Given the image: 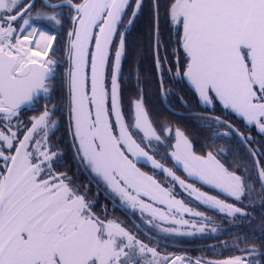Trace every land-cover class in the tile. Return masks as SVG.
Listing matches in <instances>:
<instances>
[{
	"label": "snow or ice",
	"instance_id": "6c2138e0",
	"mask_svg": "<svg viewBox=\"0 0 264 264\" xmlns=\"http://www.w3.org/2000/svg\"><path fill=\"white\" fill-rule=\"evenodd\" d=\"M32 7L22 0H0V118L6 122L0 128V264H191L184 256L161 254L116 221L95 215L63 174L52 173L58 153L48 144L55 122L50 124L46 107L32 117L22 138L18 135L22 122L13 130L11 121L21 107L32 104L41 93L47 95L57 65L49 56L55 35L34 21L60 25L58 15L62 13L37 12L32 17ZM45 7H68L74 13V27L68 33L70 110L78 151L92 172L122 202L147 213L149 223L188 225V220L177 219L176 214L203 213L177 199L174 186H165L170 181L161 182L141 171L137 162L142 159L201 203L229 216L241 213L233 204L187 183L149 154L144 142L150 147L161 136L142 96L131 101V119L126 120L120 85L125 37L119 33L118 44L115 38L131 8L130 0H63ZM141 7L142 0H135L129 25ZM169 15L173 24L182 25L184 76L201 101L219 100L224 108L264 132V0H172ZM19 20L22 24L17 25ZM156 65L160 69L159 56ZM216 122L223 123L218 118ZM171 157L188 177L237 201L245 194L239 175L212 152L196 155L179 130ZM260 176L264 179V170ZM197 230L203 232L204 227ZM195 264L205 262L197 259ZM219 264L250 262L236 256Z\"/></svg>",
	"mask_w": 264,
	"mask_h": 264
},
{
	"label": "flooded vegetation",
	"instance_id": "af4514ba",
	"mask_svg": "<svg viewBox=\"0 0 264 264\" xmlns=\"http://www.w3.org/2000/svg\"><path fill=\"white\" fill-rule=\"evenodd\" d=\"M74 2H76V0H74ZM46 3L60 4L63 3V0H22V4L25 6L27 4L33 5L30 9L32 17H35L37 12H44L47 14H52L53 12L62 13V15H58V19L61 21L60 25H55L53 22L47 20L34 21L45 30L55 35L56 39L53 42V51L49 53V56L57 61V65L54 66L53 77L48 81L49 91L47 95L41 93L32 105L21 107L18 117H14L11 121L13 130H17L20 122H22L24 127L20 128L18 133L20 138H22L21 134L27 127L31 126L30 121L32 117L39 116L46 107L51 113L50 124L51 122H55V127H50L48 133V144L52 151L58 153L52 161V173L63 174L65 182L68 183L77 194L85 197L95 215L104 220L116 221L135 235L137 239L141 240L149 247L156 248L161 254L184 256L186 260L193 262L200 259L205 262V264H207V262L219 264V262L236 256L244 258L249 261L250 264H264V242L260 243L256 241L253 234L255 225L260 227L261 224H264V209H261L264 207V200L261 199L260 193L257 197L255 196L253 191L254 188H256V180L251 175V170H244L246 165L243 160L244 157L238 155L237 152L238 148L240 150L238 140L241 141L245 149H247L246 145L229 126L224 123H217L216 120L211 118L180 116L189 118L190 120L191 118L200 119L199 121L193 122L200 128L198 142L190 135L191 132L188 130L191 125L190 123L186 124L184 128H180L174 126L172 121L168 118L162 117L157 119L152 113L153 111H151L147 105L148 102L145 103V97L142 95L141 89H138L136 93L137 87L141 84L140 81L134 82L132 74L127 71L126 37L128 26L124 25V23H121L119 26V32L115 38V42L118 44L119 33H123L125 37V50L121 61L122 75L120 78V85L122 109L125 113L126 120L131 119L133 111L131 101L142 96L149 119L156 129L157 134L161 136L160 141H151L150 147H148V142H144L143 146L146 147L149 154L153 155L154 158L164 164L165 167L171 168L177 176L181 179H185L187 183L193 184L194 187L210 195L217 196V198L224 200L226 203L233 204L235 207L241 209V213L229 216L226 213H222L217 209L201 203L196 200L194 196H190L188 192L184 191L179 184L171 181L170 178H166L160 170L154 169L150 162L142 159L137 162V167H139L141 171L155 176L161 182H165L166 180L170 181V183H165V186H174V195L177 199L182 200L184 204L194 212L203 213V216H193L191 213L187 212L183 213V215L177 213V219L188 220L190 222L188 225H175L171 222L165 223L159 220L149 223L151 217L148 216L147 213L142 214L139 209H132L122 202L120 197L112 192L99 176L92 172L87 162L82 159V154L78 151L79 142L74 136V126L70 110V91L67 81V71L70 67L68 60V33L72 31L74 27L72 23V15H74V13L68 7L56 9L45 7ZM25 18H28V16H25ZM125 20L128 23L126 16ZM16 24H22V20L17 21ZM182 33L183 28L181 29V36ZM16 35H20V33L18 32ZM171 53H177L178 56L176 59L180 60L181 63L183 62V66L179 67L175 72H172V75L174 73V81L175 83L178 82V84H172L170 86V84L166 83L165 85L164 83L166 71L165 67L161 65L160 73L164 85L165 101L167 96H170V99L177 97L182 106H178V109L171 107L173 110L182 114H204L213 116L234 127L252 147L259 160L261 170H264V163L260 161L259 155L253 146V144L258 147L264 145V132H261L255 125H248L231 109L224 108L219 100L214 99L211 104L202 102L199 95L195 92V89L184 76L186 54L183 47L179 51L174 49ZM179 53H181V56ZM157 78L158 82H160L158 73ZM55 90L58 92H54ZM176 91L177 94H175ZM53 93L57 94L53 95ZM182 108L184 110H181ZM4 123L6 122L0 118V128L3 127ZM238 125H240L241 129H239ZM177 130L182 132L188 139L192 145V151L196 155L206 156L208 152H212L229 171H234L241 177L245 186V194L240 200L237 201L219 192V190L203 184L193 177H188L187 173L183 171L182 166L176 164L175 160L171 157V153L175 150ZM258 136L259 139L255 140ZM35 138L38 139L39 135ZM247 151L249 150L247 149ZM240 152L243 151L240 150ZM228 159L229 162L227 161ZM246 162L252 165L250 161ZM253 162L257 168L254 158ZM257 172L259 175L258 168ZM260 184L263 188L261 181ZM157 207L164 208L165 206L157 205ZM193 224L195 227H192ZM156 225H159V227ZM201 226L204 227L203 232L197 230ZM161 228H178L179 232H163ZM213 229H215V231H213Z\"/></svg>",
	"mask_w": 264,
	"mask_h": 264
},
{
	"label": "trees",
	"instance_id": "16d2710c",
	"mask_svg": "<svg viewBox=\"0 0 264 264\" xmlns=\"http://www.w3.org/2000/svg\"><path fill=\"white\" fill-rule=\"evenodd\" d=\"M172 3V0H157L158 11H159V58L161 65L165 67L166 77L164 83L170 84V86L177 85L175 83L172 72H175L179 67L183 66V62L177 58V53L172 54L171 49L175 47V50H180L182 48L181 43V28L180 33L176 35L177 40H172L169 36V32L172 29L170 26V15L169 8ZM135 7V0L132 1L130 12L128 14V20L131 19V10ZM128 26V32L126 37V58L128 65V72L132 74V79L134 82L140 81V86L137 87L141 89L142 95L145 97V103L149 106L154 116L159 119L162 117L168 118L172 121L174 126L184 128L186 124L190 123V128L188 129L191 132V136L195 138L198 142V135L200 133V128L197 124H194V121H199L200 119L194 118L191 120L189 118H184L172 114L166 109L162 100H161V89L160 83L158 82L157 72H156V63H155V54H154V40H155V10L153 0H142V7L140 8L136 18L133 20L132 24ZM175 43V44H174ZM173 55V59L170 61L167 55ZM181 56V53H179ZM175 57V58H174ZM172 70V71H171ZM54 92H58L55 90ZM57 93H53L55 95ZM177 94V91L175 92ZM170 96H167V103L170 107L178 109L180 100L177 97L170 99ZM151 105V106H150ZM184 108V107H183ZM181 110H184V109ZM239 129H241L240 125ZM199 132H198V131ZM201 138V137H200ZM259 136L255 139L258 140ZM240 152L238 148V155L244 157L245 161V171L251 170V175L255 178L254 193L257 197L258 194H261V199L264 200V189L261 187L259 181V175L257 168L253 162V158L249 151L242 146L241 141H239ZM256 152L259 155V159L264 163V145L256 146L254 145ZM244 155V156H243ZM229 162V159L227 160ZM250 161L252 165L247 163ZM248 164V167H247ZM248 187V186H247ZM261 209H264L261 208ZM256 224V223H255ZM254 239L260 243L264 242V224H261L260 227L253 228ZM254 243V242H253Z\"/></svg>",
	"mask_w": 264,
	"mask_h": 264
},
{
	"label": "water",
	"instance_id": "95a60500",
	"mask_svg": "<svg viewBox=\"0 0 264 264\" xmlns=\"http://www.w3.org/2000/svg\"><path fill=\"white\" fill-rule=\"evenodd\" d=\"M153 2H154V10H155V40H154V52H155V61H156L157 60V56L159 55V53H158V45H157V39L159 40V11H158L157 0H153ZM156 68H157V65H156ZM157 73H158V77H159V81H160L162 102H163L164 106L167 108L168 111H170L171 113H173L175 115H178V116H196V117H203V118H211V119H214V120L217 119L216 117L209 116V115H204V114H182L180 112H177V111L173 110L166 103V101H165V98H164V85H163V81H162V76H161V73H160V69H158V68H157ZM28 105H31V104H27V105H23V106H28ZM219 120L220 121H223L221 119H219ZM223 123L226 124L227 126H229V124L226 123L225 121H223ZM230 128L236 132V134L240 137V139L246 145V147L249 150V152L252 154V156H253V158H254V160L256 162V165H257V168H258V171H259V176H260L261 167H260V163H259V160L257 158L256 153L254 152V150L252 149V147L244 140V138L242 137V135L234 127L231 126ZM260 181H261L262 186L264 188V179H262L261 176H260Z\"/></svg>",
	"mask_w": 264,
	"mask_h": 264
},
{
	"label": "rangeland",
	"instance_id": "374dc122",
	"mask_svg": "<svg viewBox=\"0 0 264 264\" xmlns=\"http://www.w3.org/2000/svg\"><path fill=\"white\" fill-rule=\"evenodd\" d=\"M132 1L133 0H130V4H132ZM129 12H130V10H128V14H129ZM128 15H126V17H127ZM127 19H128V17H127ZM121 23L123 24L124 23V25H127V22H126V20H125V16H124V18H123V20L121 21ZM170 26L172 27V29L170 30V32H169V36H170V38L173 40H177V38H176V35L178 34V33H180V28L182 29V25H176V24H173V22L171 21V19H170ZM175 44V43H174ZM175 49V47L173 48V49H171V51L172 50H174ZM168 56V58H169V60L171 61L172 59H173V55H167ZM175 58V57H174ZM185 65V64H184ZM258 128V127H257ZM195 262H193V261H191V264H194Z\"/></svg>",
	"mask_w": 264,
	"mask_h": 264
}]
</instances>
